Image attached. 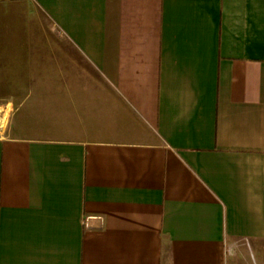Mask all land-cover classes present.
Masks as SVG:
<instances>
[{"label": "crops", "instance_id": "obj_1", "mask_svg": "<svg viewBox=\"0 0 264 264\" xmlns=\"http://www.w3.org/2000/svg\"><path fill=\"white\" fill-rule=\"evenodd\" d=\"M0 120V264H264V0H0Z\"/></svg>", "mask_w": 264, "mask_h": 264}, {"label": "rangeland", "instance_id": "obj_2", "mask_svg": "<svg viewBox=\"0 0 264 264\" xmlns=\"http://www.w3.org/2000/svg\"><path fill=\"white\" fill-rule=\"evenodd\" d=\"M7 124H8L7 120H5V121H1L0 120V128H1V130H4L6 128V126H7Z\"/></svg>", "mask_w": 264, "mask_h": 264}]
</instances>
